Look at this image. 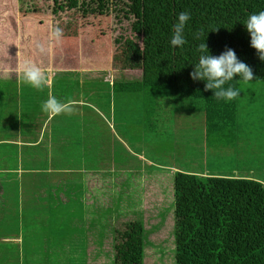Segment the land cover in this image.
Wrapping results in <instances>:
<instances>
[{
  "label": "rangeland",
  "instance_id": "obj_1",
  "mask_svg": "<svg viewBox=\"0 0 264 264\" xmlns=\"http://www.w3.org/2000/svg\"><path fill=\"white\" fill-rule=\"evenodd\" d=\"M56 1L0 0V62L4 58L9 68H17L26 55V41L32 39L29 45L37 47L41 59L52 55L70 66L58 75L61 78L53 89L62 90L68 100H84L90 90H105L103 84L90 85L94 78L125 83L138 76V69L122 66L126 52L133 58L131 63L143 62L138 55L139 28L132 31L133 18L126 13L125 0H75L74 7L57 11V18L52 12L66 0ZM70 13L75 17L69 19ZM54 26L63 30L58 40L50 39ZM38 45H43V52ZM98 61L104 67H95ZM10 79L0 80V115L10 122L0 126V203L7 205V215L1 213L6 221L0 224V233L11 240L0 249V264H111L113 245L131 220L140 225L141 264H174V171L264 183L263 80L236 81L239 96L231 100V121H217L211 127L204 120L202 97L164 100L149 109L131 89V95L119 91L120 99L113 95L110 107L108 90V134L101 133V140L107 142L105 147L101 141L97 148L100 167L83 171L81 184L70 183L68 195L63 180L59 185L52 177L51 168L54 157L56 163H65V150L43 146V151L31 153L34 162L28 164L27 149L8 141H13L17 128L14 119L22 126L24 115L38 111V122L43 112L41 107L24 109L23 96L14 111V90L37 101L32 92L42 96L48 87L36 89ZM40 173L45 175L43 183ZM12 234H22L19 242ZM97 247L101 252H95Z\"/></svg>",
  "mask_w": 264,
  "mask_h": 264
},
{
  "label": "trees",
  "instance_id": "obj_2",
  "mask_svg": "<svg viewBox=\"0 0 264 264\" xmlns=\"http://www.w3.org/2000/svg\"><path fill=\"white\" fill-rule=\"evenodd\" d=\"M74 1H64L52 13L57 18V11L65 10V6L74 7ZM124 5L126 13L133 18L130 26L132 31L135 27L139 28L141 49L138 55L143 62L131 63L133 58L126 52L122 66L138 69V76L125 83L115 80L101 82L98 79L102 78H94L90 85L98 87L103 84L105 90H90L84 100L69 99L75 102L71 114L63 113L49 118L42 112L38 123L37 116L40 113L31 112L24 115V125L17 127L18 130L13 129L14 135L21 136V148L27 149L28 164L34 162L31 153L43 151V146L49 149L54 147V151L58 152L65 150V163H56L54 157L51 168L52 177L59 185L63 180L61 185L66 186L68 195L70 186L77 184L78 187L81 184L83 171L86 174L100 167L97 164V148L102 141L101 133L104 132L105 136L108 134L105 117L109 110L108 90H111L112 97L113 92L124 94L125 91L130 94L131 89L136 90L135 94L145 103V108L164 100L202 97L205 102L204 120L211 127L224 119L230 122L233 105L231 100L215 97L214 90H206L205 80L194 81L190 77L201 55L197 51L200 43L205 42L209 54L213 56H219L226 47L233 49L237 58L251 67L253 80L264 81V61L259 58L257 50L251 47L250 34L243 23L249 14L264 10V0H125ZM182 11L190 13L184 28L186 43L182 47L172 46L170 40L174 25ZM72 17H75L74 14L69 19ZM29 43L23 60L40 61L42 57L37 54V47L34 50ZM1 54L5 55L4 52ZM3 59L0 67L6 68L7 62H2ZM103 64L98 61L94 66L101 68ZM59 74L54 75L49 90H45L42 96L35 90L32 92L33 96L38 97L37 101L31 100L27 93H20L19 97L23 96V108L41 107L49 94L67 101L62 90H53L58 78H61ZM7 76H10L9 73L4 71L0 74V80H13L12 76ZM240 79L239 74H236L224 87L235 89L236 81ZM2 92L0 90V98ZM112 102L113 98L110 105ZM28 134L31 137L23 140ZM106 142L104 138L101 143L106 147ZM44 177V174H39L42 182ZM171 186L174 264H264V183L252 179L174 171ZM126 222L125 230L113 245L111 264H141L140 225L137 220ZM95 252H101V248L97 247ZM85 255L87 258V253Z\"/></svg>",
  "mask_w": 264,
  "mask_h": 264
},
{
  "label": "clouds",
  "instance_id": "obj_3",
  "mask_svg": "<svg viewBox=\"0 0 264 264\" xmlns=\"http://www.w3.org/2000/svg\"><path fill=\"white\" fill-rule=\"evenodd\" d=\"M190 19V13L182 11L178 14V21L174 25L170 43L172 46H183L186 43L184 28ZM250 34V45L257 50L259 58L264 61V10L251 13L243 22ZM216 30V29H213ZM63 30L54 26L50 31V39L58 40L62 36ZM199 38V34L196 36ZM40 51H44L43 45H38ZM197 51L201 53L198 63L194 65V70L190 77L195 80H205V89L214 90V96L218 99L233 100L239 96L237 89L229 86L224 87L226 82L233 80L236 74L241 77L240 81L248 83L253 80V71L250 66L240 61L233 49L227 48L219 56L209 54L205 42L198 45ZM16 76L19 82L27 84L36 89H43L48 85V76L44 69L25 59L16 68ZM75 102L72 100L62 101L55 95L49 94L48 98L41 103V110L49 118H54L63 113L71 114L74 110Z\"/></svg>",
  "mask_w": 264,
  "mask_h": 264
},
{
  "label": "crops",
  "instance_id": "obj_4",
  "mask_svg": "<svg viewBox=\"0 0 264 264\" xmlns=\"http://www.w3.org/2000/svg\"><path fill=\"white\" fill-rule=\"evenodd\" d=\"M40 58V57H39ZM29 60V59H28ZM38 60V59H37ZM24 61V60H23ZM22 61V62H23ZM39 61V60H38ZM38 61H32L33 63H35L36 65H38L39 63H41V65L39 66V67H41L42 69H44L45 71H46V73H47V76H48V85H47V87H48V90H49V85H50V82H51V80H52V78L54 77V75H56L57 73H60V75H63L64 73L63 72H67L68 70H69V68H67V67H69L68 65L66 66L65 65V60L63 61V58L62 59H54V57L51 55L50 56V59L48 58L47 60L46 59H42L41 60V58H40V61L38 62ZM21 63V62H20ZM43 63H45V64H47V65H45L44 66V64ZM52 63L53 64H55V66H53L52 65ZM17 66V65H16ZM15 66V67H16ZM71 68H73V69H75V67H71ZM123 69H125L126 70V68H123ZM129 69V68H128ZM129 70H132V69H129ZM4 71L5 72H7V73H9V75L10 76H13V75H11V74H14L15 73V75H14V78L13 79H15V80H17L18 81V79H17V76H16V68H9V67H6V68H1L0 67V74L1 73H4ZM11 73V74H10ZM18 84H19V82H18ZM3 93V92H2ZM21 93V90H14V92H13V94L14 95H11V99H13V102L15 103V105H17V106H13V110L15 111V110H18V105H19V103H20V99H18V97H19V94ZM112 95H115V96H117L118 95V93L117 94H115V92H113V94ZM118 97V96H117ZM116 97V98H117ZM2 98H3V94H2ZM2 98H0V99H2ZM113 98V97H112ZM119 98V97H118ZM117 98V99H118ZM120 99V98H119ZM114 104V102H112V104H111V107L112 106H114L113 105ZM8 108V107H7ZM17 116V115H16ZM7 117L5 116V115H3V116H1L0 115V126H2V127H6L7 126V123H10L9 122V119H6ZM16 121V122H15ZM13 124L14 125H16L17 127H19V124L17 123V118L16 119H14L13 120ZM114 127V123H112V128ZM17 130H18V128H17ZM8 131V130H7ZM10 131H8V133H9ZM31 132V131H30ZM34 134L36 135V133L34 132ZM13 137V141L12 140H10V138H9V143H12V144H14V145H18V147L21 145V142L22 141H20V140H22L21 139V136L20 135H13L12 136ZM31 137V135H25V138L23 139V140H25L26 138H30ZM50 137V136H49ZM8 141H6V142H4V143H7ZM2 171V170H1ZM193 172V171H192ZM194 173V172H193ZM44 179H45V177H44ZM28 182L29 181H27V182H24V186H28ZM41 183H43L42 181H41ZM40 183V184H41ZM1 187V186H0ZM28 189V187L25 189V191ZM19 197H21V195H19ZM7 205H4V204H1L0 203V224L2 223V222H5L6 220H4L3 218L4 217H2V215H1V213L3 212V214L4 215H7V212H6V209H5V207H6ZM7 235H6V233L4 234V233H0V249H4V248H6L7 247V245L5 244V242H11V240H9V239H6L7 237H6ZM12 236H14V239H16V241L17 242H19V240H18V238H20L21 236H22V234H19V235H16V234H12ZM13 239V240H14ZM9 246V245H8ZM2 256V255H1Z\"/></svg>",
  "mask_w": 264,
  "mask_h": 264
}]
</instances>
